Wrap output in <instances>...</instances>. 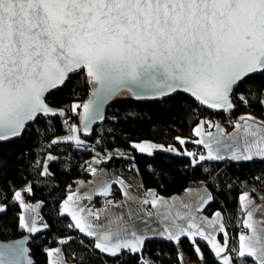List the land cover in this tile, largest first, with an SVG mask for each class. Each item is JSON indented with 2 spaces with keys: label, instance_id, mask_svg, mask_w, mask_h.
<instances>
[{
  "label": "snow or ice",
  "instance_id": "snow-or-ice-1",
  "mask_svg": "<svg viewBox=\"0 0 264 264\" xmlns=\"http://www.w3.org/2000/svg\"><path fill=\"white\" fill-rule=\"evenodd\" d=\"M81 73L91 87L87 102L67 108L49 102L54 90L72 85ZM257 75L264 77V0H0V142L22 137L41 117H62L68 134L46 147L63 143L88 149L82 135H91L92 125L103 120L108 100L121 93L140 100L182 92L198 106L225 113L233 131L205 119L193 129L199 139L192 141L204 153L148 141L133 143L134 149L186 155L192 166L264 161V120L250 113L230 118L235 101L248 105L255 98L264 106V84L256 87ZM70 113L79 124L69 123ZM205 126L216 131L202 132ZM57 159L48 153L43 163L37 161L39 175H52L48 165ZM89 168L97 177L89 192H70L57 210L58 217L69 218L66 226L73 234L44 249L47 264H92L97 254L112 264H127L128 256L136 257L137 264H157L159 253L156 259L145 255L146 241L156 238L176 246L179 264L185 260L182 239L200 261L205 257L197 240L209 247L217 264H264V205L256 204L255 188L238 194L239 231L230 235L221 211L213 219L198 215L215 199L207 187L188 188L186 199L170 200L148 190L141 200L117 181L127 211L114 212L124 206L111 199L102 208H90L83 201L111 196L114 182ZM255 179L264 182V175ZM32 194L31 184L13 190L11 198L0 191V201L7 200L0 202V216L18 206L17 227L28 234L27 239L0 243V264H36L27 244L51 225L40 214L43 202H26ZM145 205L155 211H146ZM0 228L6 230L3 224Z\"/></svg>",
  "mask_w": 264,
  "mask_h": 264
},
{
  "label": "trees",
  "instance_id": "trees-1",
  "mask_svg": "<svg viewBox=\"0 0 264 264\" xmlns=\"http://www.w3.org/2000/svg\"><path fill=\"white\" fill-rule=\"evenodd\" d=\"M255 84L257 88L264 84V77L257 75ZM90 94L91 87L81 73L73 78L72 85L54 91L49 97V102L54 103L56 107L67 108L72 103L85 102ZM235 102L237 108L231 117L236 118L251 112L264 119V106L256 102L255 98L248 105ZM69 115L71 116L69 123L79 124L77 115L71 113ZM111 115H114V119L110 118ZM207 118L227 123L229 117L225 113L207 111L184 94H176L161 100L137 102L128 93H122L109 105L105 120L95 126L92 137L87 139L82 135L90 145L88 149H77L72 144L63 143L51 148L46 147L51 139L67 133L62 117L40 118L28 127L21 139L0 143V191L11 198L13 190H20L29 182L33 186V194L27 195V200L43 202L40 214L51 225L49 230L33 237L30 242L31 254L36 264H47L44 249L57 246L56 240L59 237L73 234L66 226L69 218L58 217L56 213L68 192L77 184L76 179L81 175L82 163L93 162L95 153L92 149L93 143L98 144L100 151H108L112 155V159L102 160L99 172L114 182L113 187H118L116 178L120 174L131 177L130 172L126 171L127 166L136 173L142 188L156 190L161 196L177 195L190 186L203 182L215 198L206 205L204 214L213 216L217 210L221 211L230 235L237 233L238 194L255 188L257 192L253 195L256 202H264L259 199V195H264V182L255 179L256 176L264 175V161L242 163L206 161L192 166V158L186 155L162 150L149 155L140 153L132 147L133 143L151 141L165 147L171 145L180 151L202 150L201 146L192 142L196 137L193 129L200 120ZM176 137H181L187 142L181 145ZM117 152L130 153L131 157L121 156L116 154ZM48 153L57 156L58 159L49 162V172L52 175L45 177L39 175L40 168L35 161L43 163ZM89 176L90 172L86 179ZM228 184L232 185L230 189L226 187ZM0 202L7 203V200ZM20 212L18 206H10L7 213L0 216V224L6 226V230L0 228L1 240L17 239L27 235L17 227ZM85 242L87 243V240ZM197 243L205 257L203 262L217 264L209 247L203 241L197 240ZM73 247L77 248L76 245ZM180 248L185 256L184 263L201 262L187 239H182ZM157 253L160 257L157 264L161 262L179 264L176 246L173 243L159 238L146 241L145 255L156 259ZM126 260L127 264H137V258L134 256L126 257ZM104 262L112 264L110 258L106 256L101 258L97 254L92 264ZM249 264H252L251 260Z\"/></svg>",
  "mask_w": 264,
  "mask_h": 264
},
{
  "label": "crops",
  "instance_id": "crops-1",
  "mask_svg": "<svg viewBox=\"0 0 264 264\" xmlns=\"http://www.w3.org/2000/svg\"><path fill=\"white\" fill-rule=\"evenodd\" d=\"M251 115L257 117L258 119H261V120H264L263 118L249 112ZM208 120V119H207ZM219 123V122H218ZM222 125V127H224L226 129L227 132H231L233 131V128H227L224 124L220 123ZM203 131H212V132H215L216 129L215 128H208L207 126H205L204 129H202V132ZM196 139H199V137H195L194 140ZM193 140V141H194ZM144 142V141H143ZM148 142H151V141H148ZM154 143V142H152ZM157 144V143H155ZM157 145H160V144H157ZM198 145V144H197ZM202 147V150H203V153L206 151L204 149V147L202 145H199ZM175 148V147H174ZM176 149H179V148H176ZM180 150V149H179ZM155 151H158V150H153V152ZM119 153H123V152H117L116 154H119ZM175 153V152H173ZM125 156V155H124ZM127 158H130L131 157V154L129 153V155L127 154L126 156ZM102 161V160H101ZM92 165H93V162H92ZM98 172H99V167H98ZM128 172V171H127ZM131 177H128L126 174L125 175H119L117 176L116 178V182L117 181H123L124 185L127 186V189L132 193V195L138 197L139 199H144L145 198V195L146 193L148 192V190H153V189H144L142 188L141 184L139 183L138 181V176L136 175V173H132L130 172L129 173ZM105 179H107L105 176H104ZM97 179V177H94L91 173V176H89L84 182L82 183H77L74 187H72V189L68 192V194L70 192H76L77 189L79 190V194L80 195H84V194H87L89 192V189H90V186L91 184ZM109 180V179H108ZM111 181V180H110ZM24 187V186H23ZM202 187H207L205 183L203 182H200V183H196L192 186H190L189 188H192L193 190H196V189H199V188H202ZM115 189H118V190H115ZM208 189V188H207ZM115 191H118V193L121 195V198L116 201L115 203H118V204H121L123 205L124 207L123 208H114L113 211L114 212H120V213H123L124 211H127L128 207H129V204L126 202L125 200V197L123 196V191L124 189L121 187V185L118 183V187H113V184H112V194L115 193ZM157 193L156 190H153ZM208 191L210 192V190L208 189ZM211 193V192H210ZM67 194V195H68ZM158 194V193H157ZM159 195V194H158ZM161 196V195H159ZM164 197L165 199H172L173 197H177V198H181V199H186L187 198V192L186 190L180 194H177V195H173V196H162ZM97 198H101V200H96ZM105 198L107 197H102L100 195H94L93 196V199L91 201H83L84 204H86L88 207L90 208H93V209H99V208H102L105 206L106 204V201ZM27 202H30L29 200H27ZM95 202V203H94ZM257 205H264V202H256ZM133 207H139L138 205H133ZM206 207V206H205ZM204 207V208H205ZM145 210L146 211H155V209H153L151 207V205H145L144 206ZM204 209L198 213V215L200 216H206L208 217L209 219H213L214 216H207L204 214ZM225 217V216H224ZM225 223H226V220H225ZM227 227V225H226ZM218 239H221V237L218 236ZM184 264H195V263H184Z\"/></svg>",
  "mask_w": 264,
  "mask_h": 264
},
{
  "label": "water",
  "instance_id": "water-1",
  "mask_svg": "<svg viewBox=\"0 0 264 264\" xmlns=\"http://www.w3.org/2000/svg\"><path fill=\"white\" fill-rule=\"evenodd\" d=\"M54 91H56V90H54ZM122 94V93H121ZM120 94V95H121ZM177 94H184V95H187V94H185V93H182V92H180V93H177ZM130 95V94H129ZM176 95V94H175ZM90 96H91V94H90ZM90 96L88 97V99L90 98ZM131 96V95H130ZM188 96V95H187ZM118 97V96H117ZM117 97H114V98H112V99H110V100H108L105 104H104V106H103V109H102V115H103V120H98V121H96V123H94L93 125H92V132H91V135H88V136H83V137H85V138H87V139H89V138H91L92 137V135H93V132H94V129H95V126L96 125H98L99 123H101V122H103L104 120H105V118H106V111H107V109H108V107H109V105L117 98ZM190 97V96H189ZM131 98L132 99H134L135 101H137V102H149V101H154V100H161V99H140V100H138V99H135L133 96H131ZM191 98V97H190ZM87 99V100H88ZM193 99V98H192ZM87 100L85 101V102H87ZM194 100V99H193ZM203 107V106H202ZM204 109H206L207 111H209V112H214V113H223V112H216V111H213V110H211V109H208V108H206V107H203ZM41 118H43V117H41ZM52 118H54V117H48V118H45V119H52ZM23 137V136H22ZM22 137H20V138H16V139H12V140H9V141H4V142H0V143H9V142H13V141H15V140H18V139H21ZM27 236H28V234L27 235H25V236H23V237H21V238H17V239H11V240H1L0 239V243H9V242H14V241H18V240H21V239H27ZM31 242V241H30ZM30 242L27 244V247H29L30 248ZM32 259L34 260V258L32 257Z\"/></svg>",
  "mask_w": 264,
  "mask_h": 264
},
{
  "label": "rangeland",
  "instance_id": "rangeland-1",
  "mask_svg": "<svg viewBox=\"0 0 264 264\" xmlns=\"http://www.w3.org/2000/svg\"><path fill=\"white\" fill-rule=\"evenodd\" d=\"M249 113V112H248ZM110 118L111 119H114V115H111L110 116ZM231 119H235V117H230ZM208 119V118H207ZM206 119V120H207ZM229 119V118H228ZM203 120H205V119H203ZM208 120H211V121H214V122H219V123H222V124H224L227 128H232V126H231V124L230 123H225L224 121H220V120H213V119H208ZM66 134H68V133H65V134H63V135H66ZM62 135V136H63ZM82 139H84L83 137H82ZM85 140V139H84ZM87 142V141H86ZM88 143V142H87ZM89 144V143H88ZM92 149L95 151V153H94V158H93V161H94V159L95 160H104V158L106 157V156H108L109 154H111L110 152H108V151H100V149H99V147H98V144L97 143H93V145H92ZM99 149V150H98ZM196 153H198L199 151L197 150V149H195L194 150ZM202 152L201 153H203V150H201ZM127 154L129 155V153H125V152H123V155L122 156H124L125 155V157L127 156ZM35 163L37 164V162L35 161ZM101 163V162H100ZM100 163H93V165H92V163H90V165H91V167H95L97 170H98V167H99V165H100ZM126 171H128V172H132V173H134V171L129 167V166H127L126 167ZM90 173H91V171H90ZM85 181V180H84ZM84 181H82V182H84ZM82 182H80V183H82ZM29 184V182L28 183H26L25 185H24V187L26 186V185H28ZM23 187V188H24ZM22 188V189H23ZM117 193V192H116ZM119 194V193H118ZM27 196V195H26ZM25 196V199H26V202H27V197ZM107 198H105V200H106ZM41 201H30V202H27V203H30V204H36V203H40ZM95 203V202H94ZM41 211V210H40Z\"/></svg>",
  "mask_w": 264,
  "mask_h": 264
},
{
  "label": "built area",
  "instance_id": "built-area-1",
  "mask_svg": "<svg viewBox=\"0 0 264 264\" xmlns=\"http://www.w3.org/2000/svg\"><path fill=\"white\" fill-rule=\"evenodd\" d=\"M198 153H201V149H198ZM195 152V151H194ZM89 165L87 162H83L82 165H81V175H79V177L76 179V182L77 183H80L84 180H86V175L90 172V168H89ZM121 198V195L118 194V193H113L111 196L107 197L106 200L108 199H111L113 200L114 202L118 201L119 199ZM195 264H205L203 261L201 262H194Z\"/></svg>",
  "mask_w": 264,
  "mask_h": 264
}]
</instances>
